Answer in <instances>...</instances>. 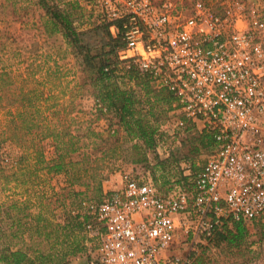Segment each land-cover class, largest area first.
Returning <instances> with one entry per match:
<instances>
[{
  "label": "built area",
  "instance_id": "built-area-1",
  "mask_svg": "<svg viewBox=\"0 0 264 264\" xmlns=\"http://www.w3.org/2000/svg\"><path fill=\"white\" fill-rule=\"evenodd\" d=\"M85 1L124 42L116 73L136 71L173 95L181 117L168 132L200 122L216 142L190 188L163 193L125 174L122 187L77 205L95 241L88 264H196L193 252H169L178 233L194 249L225 222L264 216L262 9L242 0Z\"/></svg>",
  "mask_w": 264,
  "mask_h": 264
},
{
  "label": "rangeland",
  "instance_id": "rangeland-1",
  "mask_svg": "<svg viewBox=\"0 0 264 264\" xmlns=\"http://www.w3.org/2000/svg\"><path fill=\"white\" fill-rule=\"evenodd\" d=\"M37 1L0 0V70L4 68L10 70L17 84L20 82V75L28 72L27 88L39 87L42 89L45 97L50 95L47 99L49 104L56 102L64 105L67 99H71L72 106H67V110L71 111L68 117L74 118L73 116H77V118L69 120L65 113H62L61 117L65 120L63 122L65 125L69 124L70 131L83 136L78 141L79 148L95 155H100L103 150L109 147L113 139H117L115 143L117 144L118 158L116 160L112 159L111 163L109 162L110 164L99 161L101 166L96 167L94 171L97 172L93 171L92 177L76 179L71 185L68 184L64 173H50L46 176L43 170H38L37 173L45 180H40L38 184L34 185L29 182L28 176L24 174V176H20V179H25L26 183H16L12 177L8 179V182H5L3 177H0V202L6 205L9 200L19 198L14 193H19L23 189H32L33 192L47 191L43 202L50 204L48 210L46 211L43 208L42 212L48 217L51 225L46 227L42 234H33L29 237L31 231H26L22 238L18 234L16 237L4 240L5 242L9 241L13 245L24 246L31 255L37 253L36 251L42 253L64 252L66 244L61 242L63 241L64 229H58L55 223L63 225L67 211L71 213L72 209L84 201L99 200L104 190L122 187L125 181V174L140 181H149L158 189L163 182V179L159 177V171H155L154 177L150 171V166L130 161L131 146L141 141L137 138L130 139L127 137L114 110H107L100 100L94 97L93 88L87 81L82 84V59L71 50L61 34L54 33L49 35L44 31L42 24L45 17L44 10ZM208 1L216 3L217 0ZM242 1L246 5L259 4L264 15V0ZM76 2L74 24L79 30L89 28L94 23L101 21L98 7L89 4L85 0H76ZM58 3H60L61 7L65 5V2ZM120 74H116V81L122 87H135L134 80L120 78ZM39 81H42L43 84H39ZM2 101L5 102L6 99L3 98ZM37 102L35 101V103ZM98 109L102 110V112ZM180 117V113H173L171 110H167L158 114L156 119L152 120L159 137L154 149L152 151L147 150L150 165L155 162L154 155L159 159H166L177 148H179L181 153H184L189 144L187 140L193 138L197 131L203 129L200 122L186 121V124L176 129L174 134H170L168 129L173 125V122L171 121L167 128L164 125L170 119ZM8 120L3 110L0 109V132L3 133V137H7L5 148L8 151L7 156L9 155L8 157L11 158L19 151L20 147L17 142L21 139V133L14 129L12 123L8 122ZM87 127L93 130V134L86 133ZM96 133H99L100 137L105 138V140L101 141L100 138L98 139ZM107 135H115V138L112 137L106 140ZM32 137H34L32 133L27 135L28 139ZM82 141H85L87 145H81ZM90 141H96L97 143L93 144ZM41 145L45 156L50 157L53 154L51 142L43 140ZM110 146H113V144ZM211 152L212 149H205L200 154L189 159L182 158L179 162L178 171L182 172L181 175L188 176L189 181H191L192 176L201 168ZM24 169V173L30 171H26L30 168L25 167ZM10 172L11 170L6 168L2 173L7 175ZM2 173H0V176ZM94 174L95 177H93ZM99 177H102L100 189L97 186ZM178 177V175L172 176L171 182L162 185L159 190L163 193L170 190L174 185H177L175 179ZM52 186L57 193H52L49 189ZM60 188H71V190L67 192V189L60 190ZM9 212V215L14 213ZM8 217L7 213L0 211L2 230L5 229L9 221ZM245 228V238L240 244L230 245L219 241L216 234H214L210 241L197 245L194 249L188 246L189 242H187L185 235L178 233L176 242L169 252L179 255L193 252L196 260L202 257V261L205 264H264V216L245 221ZM70 230L66 229V233L69 234L66 240L71 241L74 239L82 245L83 249L75 255H68L61 264H88L90 251L95 241L90 239L82 229ZM55 231L58 232L59 236L55 237ZM47 232L50 234L48 237L46 235Z\"/></svg>",
  "mask_w": 264,
  "mask_h": 264
},
{
  "label": "trees",
  "instance_id": "trees-1",
  "mask_svg": "<svg viewBox=\"0 0 264 264\" xmlns=\"http://www.w3.org/2000/svg\"><path fill=\"white\" fill-rule=\"evenodd\" d=\"M58 2H65V5L61 7ZM37 3L44 10L45 17L42 22L44 31L49 35L61 34L71 50L82 59V84L87 81L93 88L94 97L98 98L107 110H114L127 137L137 138L141 141L131 146L130 161L150 166L154 177L155 171H159V177L163 179L162 185L170 183L171 177L178 175L175 182L184 188H190L192 184L189 177L181 175L182 172L178 171L179 162L182 158L189 159L200 154L202 150H214L216 142L212 134L205 129L197 131L193 138L187 140L189 144L184 153H181L177 148L166 159H159L154 155L155 162L150 165L147 150L154 149L159 137L152 120L156 119L158 114L172 109L173 95L165 89L153 88L145 77L133 70L125 71V74L120 75V78L134 80L137 88L122 87L116 81V69L120 66L118 51L123 48L124 42L121 38L112 36L109 22L101 20L89 28L79 30L74 24L76 0H38ZM28 75V72L20 75V82L17 84L10 70L6 68L0 70V109L8 117V122L12 123L14 129L21 133V139L17 142L20 147L19 151L10 158L9 155L7 156V148H5L7 137H3V133L0 132V173L6 168L11 170L7 175L2 173L0 176L5 182H8V179L12 177L16 183H26V180L20 179V176L27 175L29 182L33 185L38 184L40 180H45L37 173L38 170H43L46 176L50 173H64L68 184L71 185L76 179L92 177L96 167L101 166L99 161L110 164L112 159L118 158L117 144L115 143L117 139H113L110 142L113 146L110 144L100 155L81 150L78 141L83 136L70 131L69 124L65 125L63 123L65 120L61 117L62 113H65L69 120L77 118V116L68 117L71 111L67 110V106H72V100L67 99L64 105L56 102L49 104L47 99L50 95L45 97L42 89L39 87L27 88ZM38 83L43 84L42 81ZM3 98L6 99L5 102L2 101ZM35 101L38 102L35 103ZM98 110L102 112V110ZM91 131L92 133H90ZM31 133L34 137L28 139L27 135H31ZM86 133L93 134V130L87 127ZM96 135L101 141L105 140L100 137L99 133ZM112 137L115 138V135H107L106 140ZM43 140H49L53 146V154L50 157H46L44 154L41 145ZM90 142L97 143L96 141ZM83 144L87 145L85 141L81 142V145ZM25 167L30 168L26 171H30L24 173ZM101 184L102 177H99L97 179L99 189ZM162 185H159V189ZM49 189L52 193H57L53 186ZM66 189L67 192L71 190V188H60V190ZM45 194H47L45 190L33 192L32 189L26 188L19 193H14L19 198L9 200L7 205L0 202V211H4L9 216L4 230L0 225V264H61L68 255H75L83 249L82 245L74 239L66 240L69 236L66 229L83 230L82 223L76 215H73L72 211H70L71 213L67 211L63 225L55 223L58 229H64L63 241H61L66 244L64 252L42 253L36 251L37 253L31 255L24 246L4 241L18 236V234L22 238L26 231H31L29 237L33 234H42L43 230L51 225L48 217L42 212L43 208L47 211L50 204L43 202ZM9 211L14 213L9 215ZM215 234L219 241L230 245L240 244L246 234L245 222L233 221L229 224L225 222ZM46 235L48 237L49 232ZM54 235L55 237L59 236L57 231L54 232ZM202 260L200 257L196 264H205Z\"/></svg>",
  "mask_w": 264,
  "mask_h": 264
}]
</instances>
